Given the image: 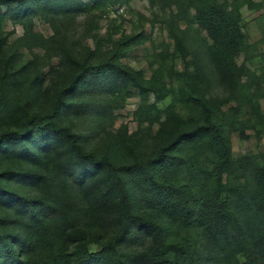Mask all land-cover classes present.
I'll use <instances>...</instances> for the list:
<instances>
[{
	"label": "rangeland",
	"instance_id": "1",
	"mask_svg": "<svg viewBox=\"0 0 264 264\" xmlns=\"http://www.w3.org/2000/svg\"><path fill=\"white\" fill-rule=\"evenodd\" d=\"M10 2V8L1 7L0 38L10 64L0 73V134L22 130L36 114L70 128L83 150L129 164L159 152L179 130L202 123L204 116L187 94L202 97L228 145L221 185L215 152L201 142L182 144L175 154L180 161L159 168L156 179L187 186L206 208L207 228L172 221L168 202L148 176L125 177L131 210L156 221L165 243L191 244L197 264H264L235 244L236 225L228 214L243 223L249 244L253 229L264 228V212L251 201L254 174H264V0ZM216 6L222 11L211 13L222 21L218 34L211 29L217 36L212 39L202 23ZM230 32L237 34L236 49ZM223 50L229 69L219 59ZM106 63H120L142 86L130 82L121 89L109 83L108 74L97 68ZM82 67L88 68L84 83L63 101L74 106L58 105L59 92ZM49 161L33 164L17 152L0 151L4 189L29 199L44 196L2 172L44 173L52 186L45 198L56 205L52 220L29 225L28 239H16L22 228L14 226L28 222L17 216L21 221H16L0 202V236L17 243L22 264H72L75 244L63 240L65 223L87 230L88 252L100 253L85 264H156L154 252L162 248L149 231L133 224L122 232L115 214L89 206L77 174H59L56 155ZM224 208L228 218L221 221L218 212ZM0 264L10 263L1 259Z\"/></svg>",
	"mask_w": 264,
	"mask_h": 264
},
{
	"label": "trees",
	"instance_id": "2",
	"mask_svg": "<svg viewBox=\"0 0 264 264\" xmlns=\"http://www.w3.org/2000/svg\"><path fill=\"white\" fill-rule=\"evenodd\" d=\"M10 1L0 0V22L3 18L1 7L7 5L10 8ZM216 7L212 8L203 17L202 23L208 29V32L210 31L212 39H217V36L211 29L214 28L218 34V27L222 21L219 15L211 13L212 10L222 11L219 6ZM228 37L236 46V49L238 44L237 34L230 32ZM219 59L223 62V66L229 69L230 63L224 50L219 55ZM9 64L10 59L4 52L0 38V73L4 72ZM97 68L108 74L109 83L118 84L120 88L123 87L121 89H124L130 82L140 87L142 86L135 74L120 63H106L98 65ZM87 69V67H82L68 85L59 92L58 105L64 101L65 96L74 93L81 87L85 81ZM187 98L204 116L203 122L196 124L190 129L179 130L159 152L129 164H115L107 155H97L83 150L78 135L72 132L70 128L66 126L58 127L52 121H43L44 116L36 114L28 119L29 125L27 123L22 130L7 131L0 134V151L4 153L17 152L21 159L29 160L33 164L41 163L45 165H48L50 158L56 155L59 174L66 176L78 175L76 177L80 178V189L89 206L100 212L115 214L122 232L133 224L150 232L162 248L154 252L156 264H197L191 244L185 241L165 243L162 237V227L156 221L143 219L132 212V192L125 180V177L129 175L133 177L136 175H139V177L148 176L158 186V191L163 193V199L168 202L172 221L184 227L200 222L201 226L207 228L206 208L192 197V193L187 186H178L171 182L168 183L156 179V171L159 168L168 166L171 160L180 161V158L175 154L179 151L182 144L186 142H201L210 144L215 152L217 158L214 168L215 179L218 185H221L222 169L228 162L226 139L219 124L213 120L212 107L208 101L192 93L187 94ZM63 105H67V107L74 106V104L66 102H63ZM42 158L45 160L42 161ZM2 173L7 178L15 179L23 185L36 187L44 195L31 199L22 197L13 191L4 189L0 182V202L5 206L8 205V209L14 212L16 221H21L19 219L21 217L28 222L25 226L19 224L14 226L17 230L22 228L21 232L15 235V238L27 237L29 225L39 222L45 224L53 218V214L56 211L55 201L50 202L45 198L51 192V181L47 174L36 171L29 173L5 171ZM254 175L256 185L252 189L251 201L255 204L258 212H264L262 208L264 207V174L262 175L260 171H256ZM220 203L223 202L220 201ZM214 206L217 207V205ZM226 211L228 212L224 208L223 213L218 212L219 220L223 221L228 218ZM228 214L233 218L236 225V230L232 237L235 244L248 253L247 258H251L253 254L254 257L264 260V228L261 227V224L253 229L251 244H249L246 238L247 230L243 223L239 222L232 212ZM16 216L19 218L16 219ZM62 234L64 241L75 244L72 264H85L91 258H96L100 255L98 252H88L87 243L91 241V238L87 230L65 223ZM204 237L208 244L213 243L211 232L204 234ZM9 238L10 236H0V260L5 259L10 264H22V259L19 258L18 254L17 243L14 244L9 241Z\"/></svg>",
	"mask_w": 264,
	"mask_h": 264
}]
</instances>
